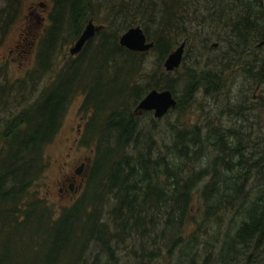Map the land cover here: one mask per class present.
I'll list each match as a JSON object with an SVG mask.
<instances>
[{
  "label": "trees",
  "instance_id": "trees-1",
  "mask_svg": "<svg viewBox=\"0 0 264 264\" xmlns=\"http://www.w3.org/2000/svg\"><path fill=\"white\" fill-rule=\"evenodd\" d=\"M50 1L34 66L23 78L10 80L4 73L0 79V264H120L116 253L127 239L139 248V255L131 251L141 264L157 261L163 251L169 258L178 254L179 264H264V137L243 144V132L214 131L211 123L171 129V140L157 144L158 124L152 117L142 122L136 109L153 89L174 93L160 62L183 41L174 34L183 31L192 1ZM228 4L221 12L235 15L224 21L232 39L227 58L241 56L246 45L264 43L263 0ZM20 9V0H0V38ZM90 21L99 30L76 55L60 59L62 48L70 47ZM132 26L142 27L153 42L148 52L119 44L118 36ZM182 38L185 46L189 38ZM205 39L199 44L203 48ZM149 51L156 54L157 68L144 72ZM204 55L187 66V82L172 111L186 112L199 86L206 94L219 91L221 66L227 63L206 62ZM252 65L248 61L246 67L264 80V56L262 64ZM42 79L46 83L38 89ZM77 94L83 96L79 110L87 115L79 141L93 155L84 192L57 212L33 185L47 167L44 147ZM209 147L214 154L202 168L198 160ZM205 178L199 190L204 224L196 226L205 231L208 223L221 224L218 213L227 209L242 218L220 239L216 230L206 239L201 230L186 232L191 191Z\"/></svg>",
  "mask_w": 264,
  "mask_h": 264
},
{
  "label": "rangeland",
  "instance_id": "rangeland-1",
  "mask_svg": "<svg viewBox=\"0 0 264 264\" xmlns=\"http://www.w3.org/2000/svg\"><path fill=\"white\" fill-rule=\"evenodd\" d=\"M190 1H192V4L188 12H186V23L181 24L183 31L174 34L178 36L177 38H179V41L185 39L182 37H188L189 42L184 46V53L180 60V65L168 72L169 76L167 79L171 77L173 80H170V82L173 83L172 87L174 89V93L172 92L174 97L171 93L172 97L177 100L176 98H178V95L184 90L187 82L184 72L195 62L193 59L194 56L201 54V52H205L203 60L206 62L209 60L211 62H216L218 60L222 62L226 61L227 65L224 66L222 64L221 66L223 74L221 79L218 80L221 82V87L217 92L206 94L203 92L204 88L199 86L196 92L192 94V103L186 106V112L184 113L172 111V106L167 110L168 112L165 115L155 118L154 112L137 110L141 121L146 124V118L152 117L156 124H158L159 131L157 134L153 135L157 140V144H161L164 141L167 143L171 140L172 136L169 132L171 129L177 132V130H181L183 126H187L191 129L195 125L205 126L211 123L216 125L214 131L236 128L235 130H237V132H243V144H246L249 139L252 141V139L256 140L260 137H264V121L262 119L264 116V80L257 78V75L253 74V72L246 67L248 61L253 63V65L262 64L264 43L260 41V43L257 44L246 45L244 48L238 44L234 45L237 48H242L239 49L241 52L245 49L244 53H242L241 56L234 53L227 58L226 53L231 49L230 46L232 42L230 41H232V39H230V32H228L230 27H226L227 24H225L224 21L226 19L225 17L233 14L235 15V13L224 12L225 14H223L221 8L227 9L229 7L228 3L231 0H226V3L222 6H220V0H217L218 2L213 0L209 4L202 2V0ZM40 2L43 3V7H46L44 12L41 11L42 7L39 5ZM50 3V0H20L21 9L15 19L16 21H14L13 25L7 30L6 35L0 38V79L1 75L4 73H7V77L10 80L14 78H23L28 70L30 71L34 66V54L35 49H37L36 41L43 32L42 30L44 27L48 24L47 17L52 10ZM207 4L208 6L203 7ZM35 12L39 13L38 16L44 15L45 20L40 22V20L36 19L34 17ZM218 17H220V21L217 19ZM154 29H156V27H152V30ZM205 37L207 43L206 48H203L199 44ZM68 47L62 48V53L58 54L60 59L66 58L69 55L67 52ZM185 49L187 52H185ZM155 57L156 54L153 51H149V53L145 55L143 61L144 72H152L157 68ZM164 58L160 62L163 68ZM163 68L162 70L166 72ZM0 82H2V80H0ZM45 83L46 81L42 79L40 85H38V89ZM199 84L200 82H198V85ZM82 97V94L73 96L66 109H64L58 132L55 133L52 141L44 147L43 153H45L46 156L47 167L43 170L41 179L33 185V189L38 191V195L51 204L57 212L60 209L59 207L70 206L75 199L82 195L85 184L84 182L82 189L76 193L72 199H69L70 197L67 198L65 193H60L57 190L56 182L62 177L60 171L63 170V168L67 170V166L78 158H80V161L84 158L89 162L90 157L93 155V151L90 147L80 143V134L77 136L78 140L76 139L77 128H83L82 126L87 119V115L79 110L82 104ZM179 97H181V94ZM207 118L209 119L206 120ZM247 132L250 133L251 138H248ZM213 152V148L209 147L199 158L198 162H200L202 168L205 166L204 164L207 162L209 163L208 157L214 154ZM206 182L207 178L199 182L191 191L193 201L190 205L191 211L188 214V218L191 222L186 232L190 233L201 230L202 237L206 239V237L218 231V239H220L225 234L232 233L235 224L239 223L242 218L240 217V213L227 209L223 213H218L223 219L221 224L214 221L212 224L208 223L209 226L205 231L202 226L198 228V226H196L197 222L204 224L201 214L205 210L199 195V190L203 188ZM91 197L92 195H89V198ZM127 240H125L126 244L124 247L119 249L116 253L120 258V264H138L140 261L133 256L134 254L132 251L137 252L139 255V248L134 247V244L132 245L131 241ZM200 249H202L201 246ZM214 249H216V247ZM212 255L213 257L215 256L214 252ZM175 257L173 253L169 258L163 251L161 256L156 259L157 261H151L148 264H179L178 254ZM210 264L216 263L211 261Z\"/></svg>",
  "mask_w": 264,
  "mask_h": 264
},
{
  "label": "water",
  "instance_id": "water-1",
  "mask_svg": "<svg viewBox=\"0 0 264 264\" xmlns=\"http://www.w3.org/2000/svg\"><path fill=\"white\" fill-rule=\"evenodd\" d=\"M100 25H94L87 22L84 26V30L77 37L71 47L68 48V54L76 55L81 47L87 42V40L99 30ZM119 44L134 52H147L153 42L146 39L142 27L132 26L127 30H124L122 34L118 36ZM184 42L179 43L163 60L164 70L166 72L172 71L180 65V60L184 53ZM172 92L168 89L156 90L153 89L146 93L139 101L136 109L138 111H151L154 112L155 118L165 115L172 106L175 105L176 100L172 97ZM264 121V116L262 117Z\"/></svg>",
  "mask_w": 264,
  "mask_h": 264
},
{
  "label": "flooded vegetation",
  "instance_id": "flooded-vegetation-1",
  "mask_svg": "<svg viewBox=\"0 0 264 264\" xmlns=\"http://www.w3.org/2000/svg\"><path fill=\"white\" fill-rule=\"evenodd\" d=\"M42 4L43 3L40 2L39 5H41L42 7L41 11L44 12L46 10V7H43ZM38 15L39 13H36V12L34 13V17L40 20V22L45 20L44 15L43 16H38ZM183 41H186V40H183ZM81 131H82V128L78 127L77 133H76V139ZM67 167H68L67 170H64L65 168H63V170L60 171V175L62 177L60 180L56 182V184H57L58 192L65 193L67 195V198L70 197L69 199H72V197L75 196L76 193H78L82 189L84 181H86V178H87L86 174H87V169H89V163L84 158L81 161H80V158H78L72 161L70 165H68Z\"/></svg>",
  "mask_w": 264,
  "mask_h": 264
}]
</instances>
